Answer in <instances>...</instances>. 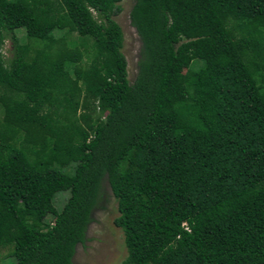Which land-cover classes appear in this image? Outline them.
<instances>
[{"label": "trees", "instance_id": "trees-1", "mask_svg": "<svg viewBox=\"0 0 264 264\" xmlns=\"http://www.w3.org/2000/svg\"><path fill=\"white\" fill-rule=\"evenodd\" d=\"M121 1L0 0V248L74 264L107 180L119 264H264V0H135L133 82Z\"/></svg>", "mask_w": 264, "mask_h": 264}, {"label": "rangeland", "instance_id": "rangeland-1", "mask_svg": "<svg viewBox=\"0 0 264 264\" xmlns=\"http://www.w3.org/2000/svg\"><path fill=\"white\" fill-rule=\"evenodd\" d=\"M135 0H123L119 3L121 11L114 19L119 23L124 34V45L122 52L127 59L128 77L130 82L136 78L138 71V60L141 48L140 37L131 24L130 13ZM19 37L25 40L24 31H19ZM70 38L79 41L77 35ZM12 49L11 40H7L3 49L6 56H10ZM4 117H9L4 115ZM68 192H58L61 196ZM65 197H59L57 202L61 210L64 206ZM63 203V204H62ZM117 201L112 194L111 188L104 181V190L99 205L94 209L92 221L89 224L84 242L79 243L73 256L74 264H119L127 255L124 241V233L121 228L114 224L118 216ZM0 264H15V259L8 255V248H0Z\"/></svg>", "mask_w": 264, "mask_h": 264}]
</instances>
